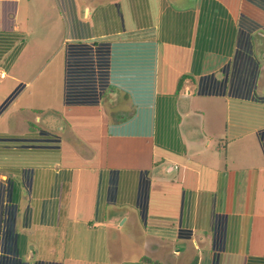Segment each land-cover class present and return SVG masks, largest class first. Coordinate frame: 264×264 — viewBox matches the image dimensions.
<instances>
[{"label":"crops","instance_id":"0c3cea01","mask_svg":"<svg viewBox=\"0 0 264 264\" xmlns=\"http://www.w3.org/2000/svg\"><path fill=\"white\" fill-rule=\"evenodd\" d=\"M4 104L0 264H264V0H0Z\"/></svg>","mask_w":264,"mask_h":264},{"label":"trees","instance_id":"16d2710c","mask_svg":"<svg viewBox=\"0 0 264 264\" xmlns=\"http://www.w3.org/2000/svg\"><path fill=\"white\" fill-rule=\"evenodd\" d=\"M14 93H15V92H14ZM11 97H12V96H11ZM11 97L8 98V101H7V102H9V100H11ZM7 102H6V103H7ZM6 103H5V104H6ZM5 104L2 105V107L0 108V110L5 106Z\"/></svg>","mask_w":264,"mask_h":264}]
</instances>
